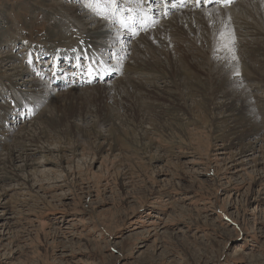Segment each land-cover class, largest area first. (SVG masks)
Segmentation results:
<instances>
[{
	"label": "rangeland",
	"instance_id": "obj_1",
	"mask_svg": "<svg viewBox=\"0 0 264 264\" xmlns=\"http://www.w3.org/2000/svg\"><path fill=\"white\" fill-rule=\"evenodd\" d=\"M244 1L235 3L236 8ZM46 3L0 0V33L9 30L20 38L2 47L15 60H0L4 64L0 113L11 114L5 124L0 117L2 125L9 126L6 131L0 129V140L16 147L22 146V141L15 140L21 133L29 130L38 135L46 115L51 117L50 111L54 112L50 101H39L32 84L16 89L12 84L19 79L13 76L16 68L27 72L20 76L21 82L31 79L33 64L46 70L41 76L50 72L51 58L37 64L30 57L34 49L29 42L47 46L48 29L67 14L65 6L46 7ZM80 17L76 21L80 32L74 29L73 42L84 35L85 28L92 27L87 24L89 17L96 16L88 12ZM127 41L132 45L128 59L135 64L140 43L133 46L132 40ZM150 59L155 62L160 56ZM35 76L41 89L52 87L49 74ZM122 77L85 87L60 83L59 87L55 79L53 86L56 93H89L105 82L115 87L123 82ZM261 81L242 78L255 124L249 125L240 114L227 117L225 110L208 113L198 104L201 96L196 95L187 102L184 135H169L144 124L148 136L144 142L155 148L148 153L147 147H140L142 143L129 139L126 130L130 132L132 125H121L116 115L120 133L104 126L101 135L78 142H64L57 138L56 128H44L48 138L38 139L44 151L29 148L34 152L29 159L35 171L18 172L30 187L17 181L0 187V264H264V79ZM148 101L145 110L157 112L158 105ZM27 102L33 103L34 110L21 119L19 112H29ZM88 116L87 121L95 119ZM246 123L253 130L243 131ZM237 134L245 144L258 141L256 150L242 145ZM5 153V147H0V159Z\"/></svg>",
	"mask_w": 264,
	"mask_h": 264
},
{
	"label": "bare ground",
	"instance_id": "obj_2",
	"mask_svg": "<svg viewBox=\"0 0 264 264\" xmlns=\"http://www.w3.org/2000/svg\"><path fill=\"white\" fill-rule=\"evenodd\" d=\"M47 1L46 7L65 6L67 15L64 18H62L63 16L59 17V20L48 29V44L44 52H39L42 48L35 46L38 50L36 55L40 60L51 58V56L58 57L63 50L67 51L66 56H72L75 61H77V51H82L85 55L89 54L93 58L99 48L106 51L120 50L126 55L130 53L129 49L132 45L128 44L126 34L119 27L113 28L107 23L108 20H113L112 17H109L108 20L89 17L87 24L92 27L90 26L91 28L88 30L85 28L79 43L67 47L68 43L72 41V37L77 34L72 29L79 30L76 24L77 19L81 18L80 15L88 16V11L82 9L78 4H63L62 0ZM236 6L238 5L233 4L224 9L208 8L202 9L203 11L176 12L178 15L173 20L164 21L155 31L151 29L136 40H132L133 46L138 45L137 42L141 44H139L141 47L137 46L140 55H137L139 54L137 52V56H133L136 58L135 64H133L135 61L130 62L128 56L123 64L118 61L113 62V64L120 63L124 67L123 82L116 84L115 87L105 82L107 85L103 83L102 86H95L94 88H98L89 91V93H80L75 90L69 91L68 94L56 93L55 86L48 87L46 85L44 89H41L40 82H36L35 75L38 72L34 68L28 82L19 81L22 80L20 76L26 75L27 72L23 68L21 70L16 68V74L13 76L19 77V79L13 80L12 84L15 89L19 86L24 87L26 84H32V87L38 90L36 95L39 97V101L44 99L52 103L54 112L50 111L51 117H48L49 114L46 115L44 128H56L57 138L64 142H68V140L78 142V140L83 141L94 135L99 136L101 135L100 130L104 126L109 127L110 131L118 132L120 127L115 122L114 116L116 115L121 120V125H132L130 132L126 130L131 136L129 139L132 138V141L137 140V143H142L140 147L143 149L147 147L148 153V149L153 151L155 148L153 143L144 142V139L148 137L144 124L150 123L152 127L155 126L156 131L168 132L169 135L170 132L171 134L184 135L183 128L188 123L185 118L188 111L187 102L196 95L201 96L198 104L203 106L208 113L212 109L225 110L229 113L226 115L227 117L234 119L240 114L249 125L255 124L256 120L251 115L250 104L245 98L244 91L247 88L243 84L242 78L247 76L260 81L264 79V0H246L239 7L236 8ZM196 15L198 16L196 17ZM72 23L75 27L71 28ZM108 26L111 29H108ZM15 33L10 34L9 30L0 33V60L4 63L10 59L15 60L11 51L2 52V47L4 49L10 41L15 43L20 39ZM221 33L224 35L221 36ZM232 34H234V41ZM57 43H62L60 47L65 48H55ZM144 43L147 44L146 49L142 47ZM225 43L233 51L226 50L223 46ZM242 44L246 47L244 48ZM109 51L105 54V58L112 56ZM45 53L49 54V57L44 55ZM157 55L160 56V59L155 62L151 61L150 58H155ZM233 55L236 59H232ZM3 65L0 62V70L4 68ZM78 65L80 62L76 66ZM237 70L240 72L239 77L232 74ZM58 73H61V69L57 67L54 71V76H56L54 83L57 86H61L59 83H65L64 87L72 84L64 78V75L58 79L60 76V74L57 76ZM140 75L144 78H139ZM239 83H242L243 87H237L236 85ZM147 100L158 105L157 112L145 110L144 107L149 103ZM33 108L29 104L28 109L31 111L18 114V117L25 119L28 117L27 114L33 112ZM90 114L94 115L95 119L87 121ZM0 117L4 118V124L8 122V112L0 113ZM79 119L81 123H77ZM203 121L205 122L204 119ZM2 122L0 119V129L6 131L9 126L2 125ZM247 123L243 131L252 129ZM44 128L38 135L29 130L21 133L15 140H18V143L22 141V146L16 147L15 144L9 145L0 140V147L3 149L5 147L6 151L5 158L0 159V187L11 181H17L21 186H26L25 188L30 187L29 181L23 180L18 172L31 174L32 171H35V164L29 159L34 152L29 148L34 146L39 152L44 151L45 147L38 145L43 137L48 138L49 136ZM138 128L140 131L139 134H136L135 130ZM138 135L140 137H137ZM237 135L241 139V134ZM125 138H121L124 143ZM180 138L178 137V139ZM241 142L242 145H248L254 151L258 143L255 141L245 144L242 139ZM136 145L134 144L139 150V144ZM19 147H21L20 150ZM59 147L61 146L59 145ZM155 152L157 153V151ZM17 161H20V164L16 165Z\"/></svg>",
	"mask_w": 264,
	"mask_h": 264
},
{
	"label": "snow or ice",
	"instance_id": "obj_3",
	"mask_svg": "<svg viewBox=\"0 0 264 264\" xmlns=\"http://www.w3.org/2000/svg\"><path fill=\"white\" fill-rule=\"evenodd\" d=\"M69 4H78L82 9L87 10L91 15L99 17L103 20H108L109 17L113 18V23L119 24L120 28L129 30L133 35L138 34L134 29L137 24L144 27L146 30L150 22V17L147 16L145 9L143 7V0H123V5L128 3H134L135 7L122 6L121 0H66ZM199 2V0H197ZM233 0H223L225 6L231 4ZM183 5V0L179 6ZM178 5L173 4L171 7L176 8ZM139 13V15L137 14ZM154 23V22H152ZM224 34L221 33V36ZM232 39L234 41V34H232ZM224 48L228 51H233V49L228 47L225 43ZM219 58V57H218ZM232 59H236L233 55ZM32 61L29 60V63ZM97 73L101 71L100 68L95 69ZM92 74V69H89V75ZM234 76L239 77L240 72L237 70L232 73ZM40 75V73H37ZM237 87H243L242 83L236 85ZM29 111H31L29 109Z\"/></svg>",
	"mask_w": 264,
	"mask_h": 264
}]
</instances>
